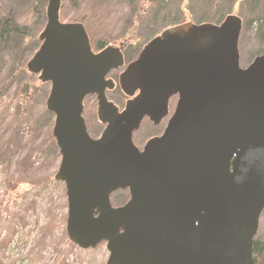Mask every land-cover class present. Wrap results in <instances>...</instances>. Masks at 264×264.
<instances>
[{"label": "water", "instance_id": "95a60500", "mask_svg": "<svg viewBox=\"0 0 264 264\" xmlns=\"http://www.w3.org/2000/svg\"><path fill=\"white\" fill-rule=\"evenodd\" d=\"M61 5L49 0L27 66L51 85L69 241L84 251L106 243V264H253L264 212V55L241 68L242 19L165 30L120 76L125 95L139 94L119 113L106 78L122 56L111 47L94 54L82 24L60 22ZM91 95L107 125L99 140L82 116ZM176 96L165 134L140 152L133 133L146 117L160 123ZM119 190L130 201L113 208Z\"/></svg>", "mask_w": 264, "mask_h": 264}, {"label": "rangeland", "instance_id": "374dc122", "mask_svg": "<svg viewBox=\"0 0 264 264\" xmlns=\"http://www.w3.org/2000/svg\"><path fill=\"white\" fill-rule=\"evenodd\" d=\"M67 1L62 0L66 15L61 20L68 23ZM107 2L113 8L117 5L114 18L121 21L108 25V40L97 34V40H92L95 48L118 46L125 40L129 41V54L136 56L142 46L177 22L219 25L226 17L236 16L243 22L241 68L246 69L264 54V0H149L147 6L141 0ZM48 3L49 0H1L0 33L4 18L12 20L18 32L0 38V264H106L109 253L105 243L84 251L68 239L66 188L54 181L61 157L55 140L48 135L55 121L46 108L50 86L42 85L27 68L41 46L39 36L47 23ZM77 17L83 20L81 15ZM33 87L41 88L31 99ZM110 97L120 107L127 100L118 88ZM85 107L90 134L98 138L104 128L97 117L96 99H88ZM157 133L145 123L138 139L148 140ZM11 177L21 180V185L17 199L5 202V180ZM33 178H48L50 182L33 187ZM128 199L127 192H119L114 195V204ZM31 202L36 203V210L25 212ZM263 220L264 217L260 231Z\"/></svg>", "mask_w": 264, "mask_h": 264}, {"label": "trees", "instance_id": "16d2710c", "mask_svg": "<svg viewBox=\"0 0 264 264\" xmlns=\"http://www.w3.org/2000/svg\"><path fill=\"white\" fill-rule=\"evenodd\" d=\"M108 0H68V8L70 11H72L75 14V19L74 21L81 23L84 25L91 41L92 40H97V34L101 33L104 35V39H107L109 36H105L107 27L109 24L113 25H118L121 21L117 20V18H114L116 14V7L113 8V6H110V4L107 2ZM143 5L147 6L149 0H141ZM63 9V5L61 10ZM63 11V10H62ZM81 15V19L79 20L77 16ZM62 17V16H61ZM3 24V29L1 30L0 33V38H3L6 35H11V33H17V27H13V21L10 19L4 18L2 21ZM181 22H177L175 25H179ZM141 27L140 25H138ZM102 39V38H98ZM108 40V39H107ZM103 46L100 45L98 49H102ZM25 66V65H24ZM40 82V81H39ZM41 83V82H40ZM42 84V83H41ZM43 85V84H42ZM38 86V85H37ZM41 87H36V88H31L33 91L32 96L30 97L31 99L33 98V95L35 92H39ZM30 100V99H29ZM31 101V100H30ZM4 113V112H3ZM2 114V113H1ZM16 119L18 116L15 117ZM14 118V119H15ZM0 120H1V115H0ZM49 137L53 141V137L51 134V131H49ZM23 159H21L20 162H22ZM30 168L32 169L31 165ZM39 168V167H38ZM42 168H45L42 166ZM38 171V169H35V172ZM47 180L42 181L39 179H32L30 180V185L33 187H39L43 185H47L50 180L48 178H45ZM21 185V180H15L14 177L7 178L5 180V202L10 199V201H15V197L17 199V191L20 188L19 186ZM34 212L36 210V203L31 202L28 207L25 208V212ZM264 217V214H263ZM51 230L52 226L50 225ZM262 231H259V234L257 238L254 240L253 243V264H264V220H263V225L261 227Z\"/></svg>", "mask_w": 264, "mask_h": 264}, {"label": "flooded vegetation", "instance_id": "af4514ba", "mask_svg": "<svg viewBox=\"0 0 264 264\" xmlns=\"http://www.w3.org/2000/svg\"><path fill=\"white\" fill-rule=\"evenodd\" d=\"M176 26H178V25L170 26V27H168L167 29L172 28V27H176ZM167 29H165V30H167ZM161 34H162V33H161ZM161 34L155 36L152 40H154L155 38L159 37ZM123 39H124V35L122 36V40H123ZM152 40H151V41H152ZM151 41H150V42H151ZM128 42H129V41H125V40H123L122 43H120L118 46H113V45H110V44H109V45H107V46H103L102 49H98L100 45L97 46V48H95V47L93 46V42L90 40L91 48H92V51H93L94 54H98V53H100L102 50H104V49H106V48H108V47H111V48H114V49L118 50V52H119L120 55L122 56V59H123V67L120 68L119 70L112 71V72L107 76V80L112 81V83L114 84V87H113V89H107V90H106V96H107V98H108V101H109V102H112V103L116 106V108L118 109V112H119V113L124 112V110H125V108H126V105H127V102H128L129 100L133 99L135 96H137V95L139 94V92H137L136 95H135L134 97H128V96H126L127 100H126V102H125V104H124L123 107H120V105L114 103L113 100H112L111 97H110V94L113 93L117 88L120 89V86H119V78H120V76L126 71V69H127L132 63L136 62V61L139 59V57H140V55H141V52H142V49H143L148 43H150V42H148L147 44H145L144 46H142V49H139L138 52H136V56H134V54H131V55H130L129 52H128V49H129V47H130V45L128 44ZM138 46H141V45H138ZM120 90H121V89H120ZM90 98H91V99L94 98V99H96V101H97L96 96H89V97L85 100V102H84V112H83V117H84V120H85V123H86V128H87L88 134H89V136L91 137V139H92V140H99L100 137L102 136V134L104 133V131H105L107 125H105L104 123H102V122L100 121V119H99V116H98V102H97V117H98V120H99L100 124L103 126L104 130H103V132L101 133V135H100L98 138H95V137H93V136L90 134V131H89V129H88V125H87V121H86V107H85V105H86L88 99H90ZM177 103H178V97H172V98L169 100L168 114H167L166 117H164V118L160 121V123L155 124V123L152 122L148 117H146V118L143 120V123H142L140 129H139L138 131H136V132L133 134V143H134V145L136 146V148H137L140 152H142V151L144 150L146 144H147L150 140H152V139H156V138H160V137H162V136L165 134V131H166L167 127H168V124H169L171 118L173 117V115H174V113H175V111H176ZM145 123H148V124L154 129V130L158 131V133H157V134H154L153 136H151L148 140H145V138L141 139L140 137H139V139H138V134H139V132L141 131V129L143 128V126H144ZM119 192H127L128 195H129V199H128L127 202H122V204H118V205H117V204H114V195L117 194V193H119ZM129 201H130V194H129V191H128V190L117 191V192H115V193L111 196V202H112V205H113V207H116V208L124 207L126 204L129 203Z\"/></svg>", "mask_w": 264, "mask_h": 264}, {"label": "bare ground", "instance_id": "6f19581e", "mask_svg": "<svg viewBox=\"0 0 264 264\" xmlns=\"http://www.w3.org/2000/svg\"><path fill=\"white\" fill-rule=\"evenodd\" d=\"M61 8H62V5H61ZM63 14V15H62ZM65 13H64V11H62V10H60V22L61 23H63V24H72V23H70L71 21H73L74 19H75V14L72 12V11H68V17H70V18H68V19H70V21L67 23V22H63L62 20H61V16L62 17H64L65 18ZM68 21V20H67ZM45 30V29H44ZM41 46H42V42H41ZM40 46V47H41Z\"/></svg>", "mask_w": 264, "mask_h": 264}]
</instances>
